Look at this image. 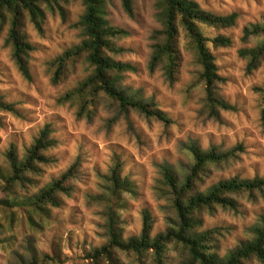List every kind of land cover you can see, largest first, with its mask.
Masks as SVG:
<instances>
[{"label": "rangeland", "instance_id": "1", "mask_svg": "<svg viewBox=\"0 0 264 264\" xmlns=\"http://www.w3.org/2000/svg\"><path fill=\"white\" fill-rule=\"evenodd\" d=\"M194 1L219 16L238 14L235 27L203 28L209 38L224 36L232 42L229 47L214 48L211 44L220 77L217 93L234 106L232 110H220L216 116L206 109L204 88L198 81L201 67L186 39L183 37L181 42L184 58L181 73L176 82L170 83L164 74L148 71L154 44L152 34L160 28L150 35L130 36L121 27L130 15L116 0H111L107 6L108 20L112 26L126 32L117 43L123 52L116 60L135 68L127 73L123 86L131 94H150L149 100L167 113L170 123L149 120L132 107L125 109L108 99L90 103L83 110L77 101H67L66 94L89 74L84 66L60 84L52 83L51 63L82 41L78 28L84 13L82 2L72 3L65 19L48 13L43 32L28 24L26 32L35 46L29 68L31 80L24 78L12 58V49L6 44L8 29L0 31V96L14 103L19 112L14 115L0 111L4 122L0 127V164H4V153L11 145L23 151L46 125H50L58 146L49 153L54 162L44 169L39 188L72 166L77 167L71 197L50 213L49 220L42 221L37 216L38 223L31 225L26 207L0 209L3 223L0 226V264H13V257L19 264H95L87 256L108 240L104 195L109 186L107 178L117 163L122 166L123 176L135 185L134 194L127 196L121 213V226L130 237L141 234L145 211L152 216L155 235L166 232L168 226L177 222L162 173L164 166L181 174L188 173L193 166L187 155L192 144L221 151L243 147L234 163L212 171L205 180V189L220 180L240 178L250 171L255 177L260 176L264 166L261 124L264 65L247 73L244 51L256 43L248 44L242 36L247 26L264 21V2ZM241 201L237 209L217 208L205 216L203 228L206 224H211L207 229L219 228L220 250L227 243L225 233L231 235L238 227L232 221L241 215Z\"/></svg>", "mask_w": 264, "mask_h": 264}, {"label": "trees", "instance_id": "2", "mask_svg": "<svg viewBox=\"0 0 264 264\" xmlns=\"http://www.w3.org/2000/svg\"><path fill=\"white\" fill-rule=\"evenodd\" d=\"M82 2L84 13L78 23L81 32V43L64 51L51 66L54 69L52 83L60 84L69 75L84 66L88 73L93 66L96 71L88 74L68 94L66 100L77 101L83 110L88 104H95L102 99L119 103L122 108L137 110L149 120H159L170 123L167 113L161 110L156 102L149 100L145 106L141 103L132 104L124 98V93H130L123 86L126 75L135 68L125 62L116 60L123 52L117 46L118 41L126 36V32L111 25L108 20L107 6L111 0H0V31L7 28L6 44L12 49V58L21 74L31 80L30 61L35 46L26 32L31 24L38 32L44 31L47 14H59L63 19L72 3ZM124 10L130 15L131 5L128 0L122 2ZM167 23L163 30L152 34V55L149 70L155 73L160 65L165 78L170 83L178 80L183 65L182 38L187 41L188 48L193 52L201 71L198 76L199 84L204 88L206 109L216 116L220 110H232L234 106L228 104L217 93L220 80L216 59L211 50V44L216 47L231 46L230 38L218 36L209 38L203 28L229 29L237 24L238 14L219 16L204 10L194 0H168ZM165 39L161 42L160 37ZM243 41L255 42L256 45L244 51L247 59V73H253L264 65V21L252 24L244 29ZM111 85H118L119 88ZM95 85L94 87H92ZM92 87L91 92H87ZM104 96H100V92ZM87 93V95H86ZM133 97L140 95L132 94ZM0 111L19 115L14 103H8L0 96ZM261 124L264 129V93L262 97ZM4 122L0 119V127ZM53 129L46 125L33 140V143L23 151L16 145H11L4 153V164H0V209L23 208L28 209L29 223L37 224L36 217L42 221L49 220L52 211L64 205L66 198L71 197L73 181L77 175L74 165L60 177L49 184L40 187V179L44 169L54 162L49 153L57 148L58 141L54 138ZM194 163L190 171L181 174L170 166L163 168V184L171 196L172 206L176 212L177 222L168 226L166 232L156 235L157 242L163 241L164 246L175 248L183 246L190 249V260L187 264H222L219 257L221 233L219 228L206 229L198 233V241L189 238L194 228L204 226L205 216L211 215L217 208L237 209L243 199V192L247 190L248 198L257 199L255 189L264 187L260 176L254 180L237 183L240 178L220 180L218 183L204 188L213 170H219L234 163L243 151L242 146L228 151L211 148L200 152L197 144L189 146ZM122 166L117 163L107 178L109 186L104 199L107 201V243L91 250L87 259L100 264V258L107 255L111 259L109 249L119 247V239L124 230L121 213L125 209L127 196L134 194L135 185L128 177L123 176ZM264 195V192L261 193ZM143 228L139 235L147 239L153 232V220L148 211L143 213ZM3 225L0 219V226ZM137 236L130 238L136 239ZM197 244L202 245L198 247ZM121 264H124L121 261Z\"/></svg>", "mask_w": 264, "mask_h": 264}, {"label": "clouds", "instance_id": "3", "mask_svg": "<svg viewBox=\"0 0 264 264\" xmlns=\"http://www.w3.org/2000/svg\"><path fill=\"white\" fill-rule=\"evenodd\" d=\"M116 2L122 3L123 0H116ZM128 2L131 5L130 16L126 17L121 27L130 36H146L156 28L164 29L168 19V0H128ZM123 14L122 10L121 15ZM164 39V36L160 37L161 42ZM163 66L161 64L160 68ZM160 68L157 69V75H163ZM95 71L96 68L93 66L89 74ZM110 86L119 88L118 85L110 84ZM92 87H89L87 92H91ZM149 95L141 94L138 97H133L131 93H124V98L131 101L132 104L141 103L147 106L150 103ZM100 96H104L103 91L100 92ZM207 147V145H197V150L203 152L207 150ZM187 155L189 162L194 163L191 153ZM160 162L163 163V160ZM232 175L234 176L235 173ZM259 175L260 179L264 181V166L261 167ZM254 179L255 175L250 171L247 175L241 176L237 183ZM262 192H264V187L256 188L257 199L252 201L248 198V191L244 190L241 215L232 221V223L238 224V227L231 232V235L225 233L227 243L219 252L222 264H264V195L261 194ZM233 215L235 214L233 213ZM208 227H211V224H206L205 228H194L189 234V238L194 243L197 242V234L204 232ZM105 242L98 241V243ZM119 244V247L113 246L109 249L112 258L109 259L107 255L102 256L100 264H121V261L124 264H187V261L190 260V249L186 250L183 246L175 248L172 245L165 247L163 241L157 242L154 232H150L146 240L139 235L136 239H132L126 234L119 239ZM197 246L201 247L202 245L197 244ZM12 260L13 264H19L15 257Z\"/></svg>", "mask_w": 264, "mask_h": 264}]
</instances>
